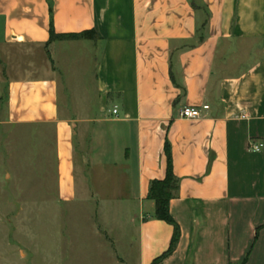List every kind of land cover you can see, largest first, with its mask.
Here are the masks:
<instances>
[{
  "label": "crops",
  "instance_id": "obj_1",
  "mask_svg": "<svg viewBox=\"0 0 264 264\" xmlns=\"http://www.w3.org/2000/svg\"><path fill=\"white\" fill-rule=\"evenodd\" d=\"M51 22L57 33L96 30L95 100L61 110L58 75L46 64H9L1 74L5 122L55 129L58 197L47 208L84 206L79 220L125 264L113 212L129 206L133 264H152L174 229L155 216L149 188L171 164L181 238L159 264H264V148L250 149L264 143V0H0V57L44 48L53 60ZM205 103L206 116H180ZM34 215H0V264H69L49 228L46 245L24 242L35 238L26 224L44 221Z\"/></svg>",
  "mask_w": 264,
  "mask_h": 264
},
{
  "label": "rangeland",
  "instance_id": "obj_2",
  "mask_svg": "<svg viewBox=\"0 0 264 264\" xmlns=\"http://www.w3.org/2000/svg\"><path fill=\"white\" fill-rule=\"evenodd\" d=\"M96 41V38L76 37L55 39V45L51 47L53 60L49 59L50 55L44 48L34 52L31 50V53L26 49L12 53L10 60L0 57V215L6 213L13 217L18 212L40 215L44 219L43 222L38 224L35 220L26 224L35 231L32 234L35 238L29 237V233L23 237L24 242L28 245H46L47 234L43 231L49 228L54 232V246L68 256L69 264L117 263L113 258L112 247H101L100 243L96 242L98 239L91 235L90 222L86 219L79 220V216L87 211L84 206L74 208L55 202L47 208V199L58 197L55 129L50 125H16L5 122L6 82L1 74L9 64L12 68L23 69L28 68L30 64L52 66L58 75L61 110L73 104L75 112H78L79 99L84 105L86 101L90 104L95 100L94 69L99 54V47L95 49ZM130 211L132 212V208L128 206L124 207L120 214L113 212L118 241L116 248L119 254L127 259L125 264H133L137 256V233L129 221ZM69 212L77 213L76 217L69 218ZM54 213L52 227L51 220L46 219ZM12 222H7L6 231L8 235L15 236ZM3 228L1 221V231ZM37 230L42 232L36 238ZM69 235H72V238ZM7 248H10L9 245ZM38 264L44 262L40 260Z\"/></svg>",
  "mask_w": 264,
  "mask_h": 264
},
{
  "label": "trees",
  "instance_id": "obj_3",
  "mask_svg": "<svg viewBox=\"0 0 264 264\" xmlns=\"http://www.w3.org/2000/svg\"><path fill=\"white\" fill-rule=\"evenodd\" d=\"M66 37H76V38H96L99 36L96 30H85L79 33H57L54 29L53 22L50 26V41L55 39H63ZM171 163V162H170ZM179 187V180L175 176L171 164L168 167L165 178L163 179H154L150 183L148 197L154 199L156 202V213L155 216L158 219H161L173 226V236L170 242V245L166 252L161 256L157 257L152 264H159L167 256L171 255L177 248L178 243L181 238V227L180 224L176 221L170 211V200L174 197L175 192Z\"/></svg>",
  "mask_w": 264,
  "mask_h": 264
},
{
  "label": "built area",
  "instance_id": "obj_4",
  "mask_svg": "<svg viewBox=\"0 0 264 264\" xmlns=\"http://www.w3.org/2000/svg\"><path fill=\"white\" fill-rule=\"evenodd\" d=\"M209 110H210V105L207 103L201 106H190V105L184 106L180 110V116L187 119H199L206 116ZM112 112L114 115H117L118 108L115 107ZM263 148H264V143L262 141L254 140L250 143V149L255 152H260L262 151Z\"/></svg>",
  "mask_w": 264,
  "mask_h": 264
}]
</instances>
